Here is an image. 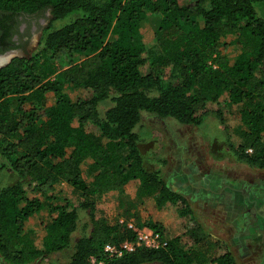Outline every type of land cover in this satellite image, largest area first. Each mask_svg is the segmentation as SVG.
I'll use <instances>...</instances> for the list:
<instances>
[{
    "label": "trees",
    "instance_id": "1",
    "mask_svg": "<svg viewBox=\"0 0 264 264\" xmlns=\"http://www.w3.org/2000/svg\"><path fill=\"white\" fill-rule=\"evenodd\" d=\"M264 0H0L1 51L10 49L12 22L21 14L50 11L37 48L29 56H14L0 67V169L30 182L32 195L20 182L0 187V256L8 264H32L69 248L78 226V208L54 206L39 248L27 227L29 218L54 198L63 182L79 192V207L89 211L91 230L73 243L69 264H238L229 250L214 254L211 239L188 200L173 190L159 169L144 166L134 128L142 112L197 125L210 101L226 94L238 105L243 125L238 147L241 158L264 169V18L257 7ZM157 16L154 38L160 50L151 55L141 25ZM59 22L60 25H55ZM239 53L230 62L221 50L222 38ZM59 61H67L64 66ZM150 69L143 73L142 67ZM170 68L177 79L155 72ZM82 87L88 98L70 100L68 91ZM113 92V94H112ZM53 102L47 105V95ZM112 104L101 113L99 104ZM76 123V124H74ZM93 124L101 138L87 132ZM123 158L127 163L121 166ZM92 160L90 182L82 164ZM134 179L139 193L156 204H180L187 216L185 233L192 245L164 235L157 249L138 248L118 258L101 254L105 243L131 239V231L95 219V196L122 192ZM165 237H164V236Z\"/></svg>",
    "mask_w": 264,
    "mask_h": 264
},
{
    "label": "rangeland",
    "instance_id": "2",
    "mask_svg": "<svg viewBox=\"0 0 264 264\" xmlns=\"http://www.w3.org/2000/svg\"><path fill=\"white\" fill-rule=\"evenodd\" d=\"M179 1L185 4L192 0ZM257 12L264 18V3L258 5ZM156 17L150 15L141 25L142 39L151 55L160 52L154 38ZM14 22L17 30H14L16 36L12 47L6 52L0 49V56H6L9 52L14 56H29L37 48L50 23V11L21 14ZM54 24L60 25L59 22ZM234 34L222 38V54L230 62L240 51L231 42ZM66 64L67 61H59L60 66ZM149 69L147 63L142 67V72ZM155 73L159 77L177 81L171 75L170 68ZM257 74L264 77V65L258 67ZM68 96L70 100L88 98L91 91L74 87L68 91ZM52 102V95L48 94L47 105ZM111 104L110 99L100 103L101 113ZM238 108L224 94L216 102L206 104L197 125H184L173 118L142 112L134 131L139 136L138 148L144 166L150 170L159 169L167 184L188 200L195 217L211 239L218 240L219 246L214 254L229 250L238 264H264V169L241 158L238 147L243 125L239 120ZM84 128L103 140L93 124H86ZM118 163L126 166L128 162L120 158ZM81 168L84 179L90 182L95 173L92 160H85ZM16 182H20L32 195L27 178H21L11 170L0 169V187ZM80 202L79 192L59 182L55 186L54 198L44 200L43 209L29 218L27 227L30 235L35 244L42 248L44 227L55 215L51 212L54 206L78 208L79 213L71 246L52 252L32 264H69L74 241L87 235L92 227L89 211L81 209ZM94 216L98 221L110 225L117 223L121 217L131 218L137 226L157 224L164 229V235L176 236L182 246L187 248L192 245L185 233L187 216L182 213L181 205H157L153 197L139 193L138 179L131 180L122 192L96 195ZM0 264L8 263L0 256Z\"/></svg>",
    "mask_w": 264,
    "mask_h": 264
},
{
    "label": "built area",
    "instance_id": "3",
    "mask_svg": "<svg viewBox=\"0 0 264 264\" xmlns=\"http://www.w3.org/2000/svg\"><path fill=\"white\" fill-rule=\"evenodd\" d=\"M118 224L131 231L133 237L124 239L119 243H105L102 246L101 254L107 257L118 258L125 253H131L138 248L157 249L165 244V241L156 228L148 225L137 226L134 221L129 218H119ZM89 264H103L100 257L93 256L89 260Z\"/></svg>",
    "mask_w": 264,
    "mask_h": 264
},
{
    "label": "flooded vegetation",
    "instance_id": "4",
    "mask_svg": "<svg viewBox=\"0 0 264 264\" xmlns=\"http://www.w3.org/2000/svg\"><path fill=\"white\" fill-rule=\"evenodd\" d=\"M2 17V13L0 12V18ZM12 27H11V35H10V38H9V41L13 44V40H14V38H15V36H16V33H14V30L16 29V22H12ZM17 30V29H16ZM2 33L0 32V35H1ZM2 48V45L0 44V49ZM6 52V51H5ZM10 53H12V52H9V53H7V54H10ZM7 54H5V55H7ZM0 57H4V56H0ZM1 61V60H0ZM2 62V61H1Z\"/></svg>",
    "mask_w": 264,
    "mask_h": 264
},
{
    "label": "water",
    "instance_id": "5",
    "mask_svg": "<svg viewBox=\"0 0 264 264\" xmlns=\"http://www.w3.org/2000/svg\"><path fill=\"white\" fill-rule=\"evenodd\" d=\"M12 57H14L13 53L6 55V57L3 59V61L0 62V67L5 65L6 63H8Z\"/></svg>",
    "mask_w": 264,
    "mask_h": 264
},
{
    "label": "bare ground",
    "instance_id": "6",
    "mask_svg": "<svg viewBox=\"0 0 264 264\" xmlns=\"http://www.w3.org/2000/svg\"><path fill=\"white\" fill-rule=\"evenodd\" d=\"M5 57H6V56H4V57H0V60L3 61V59H4ZM1 61H0V62H1Z\"/></svg>",
    "mask_w": 264,
    "mask_h": 264
}]
</instances>
